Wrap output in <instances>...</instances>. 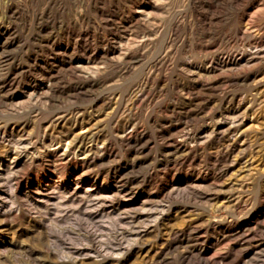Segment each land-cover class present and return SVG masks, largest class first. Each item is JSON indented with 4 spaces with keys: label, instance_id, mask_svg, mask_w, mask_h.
Wrapping results in <instances>:
<instances>
[{
    "label": "rangeland",
    "instance_id": "obj_1",
    "mask_svg": "<svg viewBox=\"0 0 264 264\" xmlns=\"http://www.w3.org/2000/svg\"><path fill=\"white\" fill-rule=\"evenodd\" d=\"M0 264H264V0H0Z\"/></svg>",
    "mask_w": 264,
    "mask_h": 264
},
{
    "label": "bare ground",
    "instance_id": "obj_2",
    "mask_svg": "<svg viewBox=\"0 0 264 264\" xmlns=\"http://www.w3.org/2000/svg\"><path fill=\"white\" fill-rule=\"evenodd\" d=\"M238 30V29H237ZM239 31V30H238Z\"/></svg>",
    "mask_w": 264,
    "mask_h": 264
}]
</instances>
